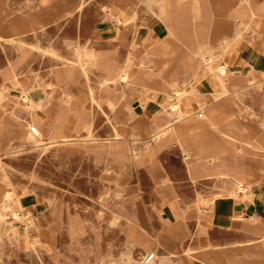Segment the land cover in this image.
Here are the masks:
<instances>
[{
  "label": "rangeland",
  "instance_id": "obj_1",
  "mask_svg": "<svg viewBox=\"0 0 264 264\" xmlns=\"http://www.w3.org/2000/svg\"><path fill=\"white\" fill-rule=\"evenodd\" d=\"M232 2L246 4V11H236V36L213 45L211 10ZM254 14L259 18L251 27ZM263 15L264 0H0V264H163L166 254L176 264H264L263 232L202 229L195 214L198 199L220 193L214 166L230 165L241 150L228 146L214 165L188 168L173 143L152 155L159 163L154 169L147 156L133 154L138 140L131 132L150 133L145 105L138 113L132 106L144 87L145 95L167 93V109L176 101L190 108V92L179 90L183 82L217 81L229 96L213 101L212 95L207 108L220 104L223 126L225 117L235 118L236 81L227 68L226 90L218 80L225 64L209 66L224 60L245 30L246 40L248 31L261 33ZM154 17L155 35L148 28ZM153 35L160 38L146 52ZM244 92L240 114L253 144L246 152H252L258 139L264 145V106L257 91ZM227 97L233 102L221 104ZM173 112L176 122L149 139L190 127L189 115ZM206 136L210 144L224 141L212 128ZM259 153L264 162V147ZM254 157H241L246 180L239 181L250 187L264 182ZM168 189L180 216L165 223Z\"/></svg>",
  "mask_w": 264,
  "mask_h": 264
},
{
  "label": "crops",
  "instance_id": "obj_2",
  "mask_svg": "<svg viewBox=\"0 0 264 264\" xmlns=\"http://www.w3.org/2000/svg\"><path fill=\"white\" fill-rule=\"evenodd\" d=\"M254 4L257 5V3L253 2V5ZM218 5L219 4H216V7L211 10L212 13L210 15V19L212 32L210 37H207V39L209 38L211 40L213 45L217 44L218 39L221 36H234L236 27V11H246V4H243V8L237 7L238 4L235 2L227 4L223 3L221 6L219 5L220 7ZM220 9L225 11V14L228 15L227 18L220 19V14L218 13ZM262 17L264 18V15ZM154 19L156 20V23L152 20V24H150L148 28L149 32L155 35L157 33L156 28L160 27V23L155 17ZM261 26H263V24H261ZM248 32L251 34L250 40H246L245 30L239 44H237L227 55H225V59L222 61H216L213 64L214 67L218 66L219 63L225 64L228 68L229 76L239 79L236 80V82H233L231 88L232 91L237 89L240 90V93L235 96V102L238 105V108L233 111L235 118L225 117L224 121L226 123L223 126L221 124V120L224 119V109L219 106L220 104L214 105L209 109L207 108V99L209 100L212 98V95L214 96L213 101L222 100L225 96H229V93L225 94L221 92L222 89L220 83L217 81L205 83L183 82L184 87L178 89L180 91L190 92L188 96L191 98L190 108L189 106L184 105V109L188 110L196 106H200L197 111L192 112V114H196L197 117L191 116V114V117L189 116V119L185 121H189L187 124H190V127L187 128V126H181L180 129L184 127V130L181 132L171 131L172 128H170L169 134H167L164 138L158 140L149 139L151 134L158 132L161 128H169V125L175 123L176 119L174 117L173 110L170 107L167 109L168 94L166 93L164 96V94L158 93L154 97V92L150 93L148 91L147 95H145L144 92H146L147 89L144 87L136 94L135 105L132 106L135 112L138 113V109H140L142 105H145L147 113L146 117H148V119L144 126L150 132V135L148 134L147 136H143L139 133L138 129L132 128V137H136L138 140L135 142L137 145V151L134 153L135 144H133L132 152L133 154H136V157L147 156L148 159L151 160L153 168L158 169V160H153L151 158L152 155H154L158 149L173 143H177L181 146L183 161L188 168L193 166V164L214 165L216 161L220 160L221 157L219 154L222 152V149L227 148L228 146H233L234 148L241 150L240 152L237 151L239 154L234 156L233 162H231L230 165L219 162L214 166L216 171L213 174L218 178L216 186L219 187L218 189L220 190V193L216 195L211 194L204 200L198 199L199 201L196 205L195 214L202 229H206L208 225H211L216 229L227 230L243 229L246 227L251 228L252 226L254 231L263 232L262 237H264V227H262L264 226V182L254 184L259 180L254 181L251 184V188H249V196H246V190L238 188L239 179L246 180V165L241 158L244 157L246 153L255 155V161H258V165L262 167L264 172V162L261 158L262 153H259V150L264 147L263 142L258 139L254 145L256 151L246 152V145L248 144L251 146L253 144L251 139H249L251 135L247 131L246 125L243 123L242 116L244 114V108L241 106L239 101L246 89L255 90L257 91L259 106H264V28L259 34H254L250 31ZM154 35L153 37H149L150 42L146 44V52L150 51V47L155 39L160 38ZM102 39L111 38L104 37ZM140 40H143V38L139 40L136 39L135 41L139 42ZM206 41L207 40H205V42ZM199 42V40L195 42V47L198 46ZM130 43L132 45L133 42L131 41ZM186 50L185 46V52ZM185 52L182 55H184ZM182 55L179 57L180 59L183 57ZM197 60L198 58H196L195 62H197ZM193 65L197 67L196 63ZM183 71L184 68L181 73H184ZM197 72L198 71H196V73ZM238 82L241 84L240 86H236ZM228 101L233 102L229 97H227L220 103L225 104ZM207 110L210 112L209 117L206 119L205 113ZM163 111H165V115L162 114ZM200 111L203 112L202 117L198 116ZM153 112L157 113L155 114ZM240 113L243 114L241 115ZM160 117L162 119H160ZM185 122L182 124H185ZM234 127H236V131ZM209 128L220 132L221 135H223L224 141L220 140L210 144L209 141H207L206 136V131ZM140 149H142V151ZM244 186L246 187V185ZM163 194L168 196L167 207H164L165 214L162 215L165 223L168 219L172 222H176V219H178L180 215L178 212V217H176L172 208V204L176 205L175 201L171 198L174 196V191L172 189H168L163 191ZM203 210H205V212ZM179 226H181V224H179ZM205 245L210 244L207 243ZM215 245L219 246L223 244ZM251 245L261 247L263 246V243ZM243 255L244 253H242V255L240 254L239 257L241 258ZM164 257L165 259L162 261L163 264H176V262L173 261L172 257L168 254Z\"/></svg>",
  "mask_w": 264,
  "mask_h": 264
},
{
  "label": "bare ground",
  "instance_id": "obj_3",
  "mask_svg": "<svg viewBox=\"0 0 264 264\" xmlns=\"http://www.w3.org/2000/svg\"><path fill=\"white\" fill-rule=\"evenodd\" d=\"M247 1V0H246ZM256 18H259L256 14H254V16L252 17V19H251V21H250V25H251V27L253 26V20H255ZM241 35V34H240ZM235 36H236V34H235ZM234 36V37H235ZM239 37V36H238ZM12 39V38H11ZM224 41H223V43H225L226 45H229L231 42H232V40L231 39H228V40H225V39H223ZM133 58V57H132ZM209 63V62H208ZM209 68H210V70H214V66L213 65H210L209 66ZM126 68L123 70V72H122V74H121V77L123 78V79H125L127 76H126ZM218 72H219V75H218V80L221 82V84L223 85V87L226 89V90H228V87H227V84H228V79L227 78H224L223 77V75H225L226 73H227V67H226V65H222V64H219V70H218ZM218 74V73H217ZM232 79V78H231ZM233 80H239L238 78L236 79V78H233ZM239 83V82H238ZM239 85H241L240 83H239ZM181 93H183V97H182V99L185 97V93L184 92H181ZM235 94V93H234ZM25 96V95H24ZM181 99V100H182ZM173 111H175V113H177L178 114V116H184V115H186V116H190V114L189 113H187L186 111H185V109L183 108V106L181 105V102L179 101V102H175V103H173L172 105H171V107H170ZM200 114H202V112L200 111L199 112V116H202V115H200ZM185 116V117H186ZM162 132H164V130H160V131H158L157 132V135H159L160 133L162 134ZM115 134H116V132H115ZM118 134V133H117ZM156 134V133H155ZM160 134V135H161ZM120 135V134H119ZM159 135V136H160ZM163 135V134H162ZM120 137V136H119ZM118 137V138H119ZM157 137V136H156ZM126 138V137H125ZM154 139H156L155 138V136L153 137ZM160 138V137H159ZM78 140H79V138H77ZM83 139V138H82ZM82 139H80V140H82ZM135 139H137L136 137H135ZM86 140V139H85ZM133 141V140H132ZM56 143V142H55ZM59 144V143H58ZM244 185H246V187L244 186ZM238 188L239 189H244V190H246V196H249L250 195V192H249V188H251L249 185H247V184H245V183H243V182H241V181H239V183H238ZM221 199V198H220ZM231 200V199H230ZM15 214V216H17V217H19V213H14ZM1 216V215H0ZM30 222V221H29ZM28 236V235H27ZM129 254V253H128ZM136 255H137V257H139V258H143V256H144V253L142 252V251H139V252H137L136 253ZM150 255V254H149ZM149 255H148V257H149ZM148 257L146 258V262H150L151 261V259L154 257V254H152V258H150L149 260H148Z\"/></svg>",
  "mask_w": 264,
  "mask_h": 264
},
{
  "label": "built area",
  "instance_id": "obj_4",
  "mask_svg": "<svg viewBox=\"0 0 264 264\" xmlns=\"http://www.w3.org/2000/svg\"><path fill=\"white\" fill-rule=\"evenodd\" d=\"M200 115H202V114H200ZM34 129V128H33ZM35 130V129H34ZM152 254L153 253H151L150 255H149V257H148V260L150 259V258H152Z\"/></svg>",
  "mask_w": 264,
  "mask_h": 264
}]
</instances>
